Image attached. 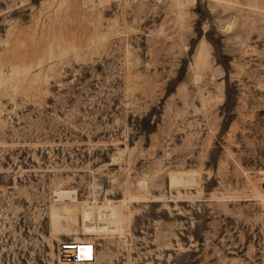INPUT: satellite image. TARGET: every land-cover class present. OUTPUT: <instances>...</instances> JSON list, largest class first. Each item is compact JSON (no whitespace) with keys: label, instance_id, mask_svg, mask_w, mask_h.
<instances>
[{"label":"rangeland","instance_id":"374dc122","mask_svg":"<svg viewBox=\"0 0 264 264\" xmlns=\"http://www.w3.org/2000/svg\"><path fill=\"white\" fill-rule=\"evenodd\" d=\"M262 176L264 0H0V264H264Z\"/></svg>","mask_w":264,"mask_h":264},{"label":"bare ground","instance_id":"6f19581e","mask_svg":"<svg viewBox=\"0 0 264 264\" xmlns=\"http://www.w3.org/2000/svg\"><path fill=\"white\" fill-rule=\"evenodd\" d=\"M261 178L264 179V176H262ZM144 183L141 182V180L137 182L138 191H142V192L147 191V188H146L147 186ZM64 208L66 211H73V210L79 211L81 213L84 223L87 225V228L90 230L110 231V230H114L117 228V224H118L117 215L109 207L103 208L100 210H95L92 207L91 208L85 207L83 210H81V205L68 203L64 206ZM96 223L97 225H93ZM62 243H66V242H62ZM95 257H96V254L94 252V258H93L94 260H95ZM80 264H85V263H80Z\"/></svg>","mask_w":264,"mask_h":264},{"label":"built area","instance_id":"2783aa9c","mask_svg":"<svg viewBox=\"0 0 264 264\" xmlns=\"http://www.w3.org/2000/svg\"><path fill=\"white\" fill-rule=\"evenodd\" d=\"M73 241L59 243L56 248V256L65 264L90 263L94 259V244H75Z\"/></svg>","mask_w":264,"mask_h":264}]
</instances>
